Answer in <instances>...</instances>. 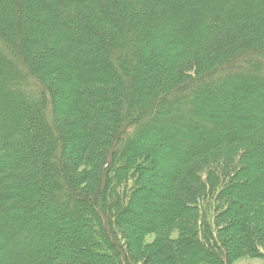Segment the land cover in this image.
<instances>
[{"label":"trees","instance_id":"1","mask_svg":"<svg viewBox=\"0 0 264 264\" xmlns=\"http://www.w3.org/2000/svg\"><path fill=\"white\" fill-rule=\"evenodd\" d=\"M246 258L264 0H0V264Z\"/></svg>","mask_w":264,"mask_h":264},{"label":"rangeland","instance_id":"2","mask_svg":"<svg viewBox=\"0 0 264 264\" xmlns=\"http://www.w3.org/2000/svg\"><path fill=\"white\" fill-rule=\"evenodd\" d=\"M156 183L158 184V182L156 181ZM155 182L152 183V186L156 184ZM153 239V236L149 235L146 237L145 242L151 241ZM233 264H264V260L262 259H242L239 260Z\"/></svg>","mask_w":264,"mask_h":264}]
</instances>
